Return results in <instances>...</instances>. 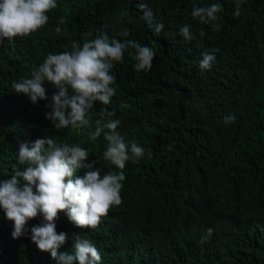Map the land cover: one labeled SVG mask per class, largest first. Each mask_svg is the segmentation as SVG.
<instances>
[{"label": "trees", "instance_id": "obj_1", "mask_svg": "<svg viewBox=\"0 0 264 264\" xmlns=\"http://www.w3.org/2000/svg\"><path fill=\"white\" fill-rule=\"evenodd\" d=\"M237 2L240 15L234 16ZM56 3L40 30L0 41V181L24 169L20 144L44 137L87 149L101 175L118 172L103 158V133L95 141L88 135L97 121L118 119L125 142L135 141L145 156L126 163L122 205L98 229L76 227L59 213L56 231L68 237L59 252L73 254L79 234L96 245L101 264H264V0ZM214 3L222 6L216 31L192 17L194 6ZM184 25L191 41L180 33ZM102 32L150 47L152 68L137 71L136 50L126 48L110 70L111 103L96 101L88 114L91 128L58 130L45 118L57 91L51 83L44 84L49 99L36 104L12 84L31 78L48 54L71 52L74 41L82 46ZM214 49L215 62L202 70L203 54ZM105 108L113 115L102 114ZM229 115L236 119L225 123ZM41 222L30 220L28 233L13 239V222L0 209V264H57L30 239L31 227Z\"/></svg>", "mask_w": 264, "mask_h": 264}, {"label": "clouds", "instance_id": "obj_2", "mask_svg": "<svg viewBox=\"0 0 264 264\" xmlns=\"http://www.w3.org/2000/svg\"><path fill=\"white\" fill-rule=\"evenodd\" d=\"M56 7V0H0V41L31 36L48 23L47 13ZM221 7L218 3L209 7L194 6L192 17L204 24L211 23L216 31L220 28L215 22ZM233 15H240L239 2L235 4ZM162 28L163 25H159L157 31ZM60 31L57 28V32ZM180 33L186 41L193 39L189 25H184ZM200 35H205L203 30ZM71 47V52L48 54L31 78L12 84L14 92L28 96L36 104L49 99L44 84L51 83L57 91L46 105L51 110L45 113V118L58 130L69 126L91 128L88 114L96 101L105 106L111 103L116 90L111 86L115 77L110 70L113 62H122L126 48L136 50L134 67L137 71H150L155 58L150 47L133 40L110 39L106 32L85 40L82 46L74 41ZM216 51L219 49L203 54L199 65L202 70L211 69ZM102 114L113 115L106 108ZM235 119L234 115L226 116L225 123ZM120 123L118 119L104 124L97 121L95 130L88 133L92 141L103 133L108 142L103 158L119 169L118 172L101 175L99 168L94 169L96 161L88 162V150L79 145L58 144L50 137L38 138L31 145L20 144L18 163L24 165V169L15 170L10 179L0 181V209L13 222V239L26 235L28 222L39 216L42 222L31 227L30 239L40 251L49 252L57 264H101L102 256L96 245L79 234L73 236V254L59 252L68 237L67 233H57L55 221L63 211L76 227L98 229L103 218L122 205V182L126 179L123 170L129 161L139 163L145 150L135 141L125 142L117 130ZM148 155L150 157L151 153ZM82 168L88 171L77 176ZM207 231L210 236L213 230ZM205 239L207 237H202V241Z\"/></svg>", "mask_w": 264, "mask_h": 264}]
</instances>
